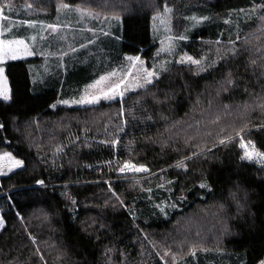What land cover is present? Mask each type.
Returning a JSON list of instances; mask_svg holds the SVG:
<instances>
[{"label":"trees","instance_id":"trees-1","mask_svg":"<svg viewBox=\"0 0 264 264\" xmlns=\"http://www.w3.org/2000/svg\"><path fill=\"white\" fill-rule=\"evenodd\" d=\"M6 1L0 0V7ZM153 1L17 0V6L2 8L7 19L1 21L0 39H22L34 56L3 65L11 101L0 100V124L4 125L0 145L34 171L32 179L0 189V216L5 222L0 232V264H44L41 255L46 264H164L156 253L162 255L166 249L179 254V264H258L264 258V166L241 160L243 149L236 135L247 123L242 134L245 141L252 140L264 152V128L257 131L264 124V108L259 106L264 104V78L258 79L259 66L264 65V29L257 18L262 12L247 17L239 12L264 0ZM64 3L70 9L61 8ZM165 5L173 9L166 23L154 21L153 16L163 15ZM77 9L92 15L82 17ZM204 16L209 20L202 23L185 19ZM181 35L187 39L180 40ZM237 36L240 54L233 59L230 41ZM170 44L169 53L164 49ZM185 55L206 57L203 63L209 65L218 55L226 59L197 74V66L178 63ZM129 56H139L150 70L167 61L170 71L161 75L163 83L155 90L160 91L161 100L167 96L164 103L145 98L149 95L139 104L128 100L143 90L127 94L124 116L119 101L91 108L59 103L79 100L88 85L121 68ZM251 60L256 61V75ZM229 71L239 79L237 86L224 92L229 86L222 82ZM245 84L248 92L243 90ZM204 105L229 119L211 124L202 114L196 120V107ZM245 105H251L248 108L254 113L238 118ZM114 107L119 109L118 119L110 130L113 117L108 112ZM90 112H98L97 118L88 119ZM125 120L128 123L121 131ZM174 121L181 123L170 127ZM59 127L66 131L56 133ZM222 127L233 142L215 147ZM209 132L212 135H206ZM57 135L68 147L60 157L47 144L48 136ZM110 136H118L120 143L103 146L100 141L108 143L114 139ZM192 136L197 137L193 144L207 142L213 153L208 159L186 161L187 172L172 167L191 154L185 142ZM129 159L151 172L119 174L115 166ZM38 180H44L46 187L38 185ZM202 182L212 190L200 188ZM161 201L177 204L166 209L167 218L154 208ZM187 224L217 228L210 231L212 236L217 234L215 245L200 248L206 233H198L192 257L191 245L177 253L159 237ZM165 259L172 264L171 258Z\"/></svg>","mask_w":264,"mask_h":264},{"label":"snow or ice","instance_id":"snow-or-ice-1","mask_svg":"<svg viewBox=\"0 0 264 264\" xmlns=\"http://www.w3.org/2000/svg\"><path fill=\"white\" fill-rule=\"evenodd\" d=\"M30 7V5H29ZM70 5L67 3H64L61 5V8L64 9H70ZM261 11L262 14L257 17L262 22V29H264V3L260 4H254L250 9H240L239 12L242 14H245L247 16L254 15L257 11ZM79 14L83 16H91V12H84L80 9H77ZM173 9L168 7L167 5L164 6L163 15L157 14L152 17L154 21L159 20L161 23H166V17H168L172 13ZM0 17L7 19V17L3 16V9L0 8ZM116 19L119 20V17H116ZM185 19H192L196 23H202L203 21L209 20V17L204 16L201 18L196 17H185ZM225 23H229L228 20H225ZM31 26V25H30ZM47 27L52 28L53 25H48ZM105 35H108L107 32L104 33ZM180 40L187 39L186 36H179ZM32 40H35L36 37H31ZM171 39V38H170ZM239 36H237L236 41H230L231 48L229 49L231 53V57L235 59L240 54V49L236 47V43L239 41ZM217 45L221 44L220 40H217L215 42ZM245 44H247V39L244 41ZM165 51H168L169 53L172 51V45L170 44L167 49H164ZM219 52V50H218ZM32 51L29 49V46L25 43L24 40H14V39H8V40H0V63H3L5 59H11L16 60L20 58L22 55H32ZM159 55V53H157ZM128 61L132 62L130 69L126 71L123 75L119 77V79L113 80V78L116 76L115 72L109 73L107 76H102L100 79L96 80L95 83L88 85V88L94 89L92 92L85 91V94L82 95L79 100L75 101H69V100H63L59 101V103H63L65 105L71 106L72 104H79V105H98L100 104L101 100H116L119 98V102L121 103V114L124 113L125 109L123 108V105L127 103L126 96L128 93H138L139 90H143V92L140 95H137L136 97L128 96V100H134L135 104H139L140 100L144 95H151L153 96V102L156 104L164 103L167 99V96L165 97V100H161L156 98L155 90L160 89V84L163 83L161 80V75L164 73H167L170 71L169 68L166 67L167 61L162 63L159 68L153 67L152 70H148L144 67V61L139 56H129L126 58ZM206 57L201 59L193 58L192 56H181L178 63L184 64V63H190L191 65H195L198 68L197 74L199 72H204L209 69V67H215L220 59H226V57H221L218 55L217 60L213 61L211 65L204 64L203 60H205ZM250 66L253 67V75H256L255 66L256 61L251 60ZM136 65H139V69L136 70ZM259 78H264V65L259 66ZM3 68H0V77L3 76ZM239 78H234L231 71L227 73L226 79L222 82L224 84H227L229 87H224L223 91L227 92L229 91L230 87L237 86L236 81ZM101 85H104L101 87ZM245 92H248L249 89L247 88V85L245 84L244 89ZM261 90L264 91V85H261ZM0 100L3 101H11V95L10 92L6 89H0ZM199 103V101H197ZM135 104L130 106V114L131 112H134ZM261 108H264V104L259 105ZM51 107L55 108L56 105L53 104ZM248 107H251V105H245V111ZM225 110L230 109V105L225 104L224 105ZM146 111V109H145ZM133 118H136L133 116ZM163 119L167 120V117H162ZM147 119H151V116H148ZM220 116H217L216 118L211 120L212 124H219L220 123ZM128 123L127 120L123 122V125L120 127V130L123 131V127L126 126ZM181 123V121H174L173 124L170 127H175L176 124ZM4 127L3 124H0V129ZM198 127V125H196ZM249 125L246 123L242 127H240L236 135L240 136V142L239 145L243 149V155L241 156V160L248 161V162H258L262 166H264V152L259 151L256 148L255 143L252 140L245 141L244 136L242 135L246 129H248ZM260 128H264V124H261L257 131L260 130ZM227 131L226 127H222L220 129V135L216 139L215 147H227V145L231 142H233V136L232 135H224V133ZM206 135H212V133H206ZM197 140L196 136L190 137L188 140H186V147H189L192 149V152L190 155L185 156L182 159L177 160L176 164L172 167L183 169L185 172L188 171V165L186 161L193 160V158H199V159H208L210 154L213 153V146H210L207 142L204 143H195L193 144L192 141ZM100 143H105V141H100ZM112 145H118L120 143L119 139H112L110 141ZM60 149H57L59 151ZM178 150V149H177ZM0 161H7L6 166H0V176L7 175L8 173L13 172L15 169H23L24 168V161L22 159H17L12 156L10 152L3 153L0 155ZM113 161L109 160L107 161V164L109 166L113 165ZM117 170L121 174L125 173H150L151 170L146 167L144 164H136L133 163L130 159L123 161L121 164L117 165ZM166 169H161V172H166ZM152 175H156L153 173ZM38 185L41 187H46L44 180H38L36 181ZM105 183H108L109 190L112 193V196L115 197L116 201L123 205V200L120 198V196L112 190L111 183L109 181H105ZM167 183L171 184L173 181L168 180ZM163 187V185H160ZM200 188H206L208 191H211L210 185L207 183H200ZM148 192H151V188L147 189ZM168 191H171V189H168ZM233 196H235V193H233ZM179 200L185 199V197H179ZM73 204L76 203L75 200L72 201ZM126 207V206H125ZM169 207L176 208L177 204L175 202H172L169 204L167 201H161L160 203L154 204V208L159 211V213L163 214L165 218H167V211ZM223 207V206H221ZM19 215V214H17ZM21 220H23V217H20ZM47 219V217H45ZM5 222L3 217H0V230L4 228ZM29 238L32 239L33 244L36 243V240L34 237L29 234ZM146 238V237H145ZM37 252H39V248L36 249ZM197 248L193 246L190 249L189 254L192 257L196 256ZM158 256H160V259L164 261V264H168V261L165 258H171L172 264H179L178 255L170 250L166 249L164 250L163 254L161 255L159 252L156 253ZM40 260L46 264V261H44V257L41 255ZM258 264H264V258L260 259L258 261Z\"/></svg>","mask_w":264,"mask_h":264},{"label":"rangeland","instance_id":"rangeland-1","mask_svg":"<svg viewBox=\"0 0 264 264\" xmlns=\"http://www.w3.org/2000/svg\"><path fill=\"white\" fill-rule=\"evenodd\" d=\"M155 1L156 0H154L153 2H155ZM17 3H18L17 0H7L6 2H4L2 4L3 6H1L0 8H3L5 6H7V5H10V6H14L15 7V6H17ZM135 3H137L139 5H142V6L144 5L142 2H139V1H135ZM139 9L140 10H143L142 8H139ZM34 12H37V11H34ZM2 19L3 18L0 17V25H1ZM51 32H53V31H51ZM29 49L31 50L30 47H29ZM31 56L32 55H22L20 58H18L16 60L5 59L3 63H0V68H3V70H4L3 71V76L0 77V89H6V90H8L10 92V95H11V91H10V88H9L8 80L6 78L5 69H4L3 65L5 63L9 62V61L22 60V59H26V58L31 57ZM131 63L132 62H130V61L127 60L126 63L121 68H118L117 70H115L114 72L116 73V76L113 78V80L119 79V77L121 75H123L126 71H128L130 69ZM144 67L147 68L145 63H144ZM138 69H139V65H136V70H138ZM148 70H150V69H148ZM103 86L104 85H101V87H103ZM85 89L88 92L94 91V89H90V88H88V86ZM139 91H141V90H139ZM84 94H85V92L83 93V95ZM128 94H131V93H128ZM155 94H156V98H158V99L161 98L160 91L159 92L158 91H155ZM145 98L154 99L153 96H151V95H149V96H147ZM69 101L71 102L73 100H69ZM116 101H119V98H117L116 100H111V101L101 100L100 104H98V105H101V103H103V102L114 103ZM161 104L162 103H160V105ZM63 105H65V104H63ZM98 105H79V104H72L71 106H69V105H65V106H68V107L78 106V107H83V108H91V107L98 106ZM204 107H205V105L204 106H200V107H196V108H198L197 110H195L196 114H194L196 120L202 118L201 117L202 114L203 115H206L210 119V121L212 119L216 118L217 116H220L221 117L220 122L223 119H226L227 118V117L223 118L220 114H215V113L211 112L210 110H206V109H204ZM118 112H119V109L117 107L112 108V110L108 112L109 116L110 117H113V123H110L109 126H108V128H110V130H112L116 126V124H114V121L116 119H118L117 118ZM124 113L122 114L123 116L125 115ZM253 113L254 112H253V109L252 108H247V110L244 111V112H242V111L241 112H238V114H242V115L238 116V118L245 117L244 119H246L248 117H251ZM97 116H98V112H90L88 114V119L89 118L90 119H94V118H97ZM73 119H75V118H73ZM227 119H229V118H227ZM75 120L77 121V119H75ZM99 124H103V119H100ZM55 127H57V125ZM167 127H169V125H166L165 130L168 129ZM218 127H217V129H218ZM124 128H125V126H124ZM104 129H107V128H104ZM55 130H56V133H59V134H61L64 131H66V130H64V128H61V127L56 128ZM32 133H34V132H32ZM178 133H180V131H176V134H178ZM60 137H61V135L52 136V137L48 136L47 144H48V147H50V149H52V154L55 157H60V156L64 155L66 153V151L68 150L67 145H64L63 142L62 143L60 142ZM110 137L111 138L118 139V136H110ZM81 139H85V137L78 138V140H81ZM50 143H51V145L49 146ZM101 144L103 146H106V145L111 144V143L110 142H108V143L105 142V143H101ZM114 146H116V145H114ZM57 149H60V150L57 151ZM6 152H8V151H6L0 145V155H2L3 153H6ZM256 163H258V162H256ZM258 164H260V163H258ZM6 165H7V161H0V166H6ZM115 168H117V166H115ZM33 171L34 170L27 163L24 162V168L23 169H15L13 172L8 173L7 175L0 176V189L3 188V187H5V186H7V185L15 184V183L20 182V181H28V180L32 179L33 178ZM119 174H121V173H119ZM139 174H143V173H125V174H121V175L133 176V175H139ZM187 225H188V227H186V228L180 227L179 225H177L170 232H166V233H163V234H159V237L162 239L163 242L168 243V245L170 246V248L173 249V250H175L177 253L186 252V248L188 246H190V245H191V248H192L194 246L192 244H196L195 238L198 237V233L199 234L206 233V239H207L206 240V239L202 238L205 241V244H203V246H200V248L201 247H205V246H214L215 243L217 242V239H218L217 238V234H214L212 236V234L210 232V231H215V230L216 231H219L217 228H207L206 226H203V225H199L198 228H193L194 227L193 224H187ZM2 230H0V232Z\"/></svg>","mask_w":264,"mask_h":264},{"label":"crops","instance_id":"crops-1","mask_svg":"<svg viewBox=\"0 0 264 264\" xmlns=\"http://www.w3.org/2000/svg\"><path fill=\"white\" fill-rule=\"evenodd\" d=\"M0 27H1V25H0ZM25 43H26V42H25ZM32 53H33V52H32ZM33 56H34V55L32 54V56H31V57H28V58H26V59L33 58ZM8 84H9V83H8Z\"/></svg>","mask_w":264,"mask_h":264}]
</instances>
